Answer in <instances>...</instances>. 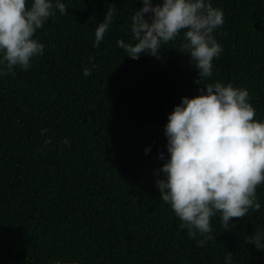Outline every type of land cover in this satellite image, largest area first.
Segmentation results:
<instances>
[{
    "label": "trees",
    "instance_id": "16d2710c",
    "mask_svg": "<svg viewBox=\"0 0 264 264\" xmlns=\"http://www.w3.org/2000/svg\"><path fill=\"white\" fill-rule=\"evenodd\" d=\"M64 2L67 11L36 33L43 55L0 77V264H225L226 252L232 264H264V251L246 242L264 231V185L259 211L228 229L218 213L203 247L156 186L164 125L181 97L231 83L248 89L254 119L264 118V0H212L224 12L214 32L222 52L201 84L183 32L159 59L125 56L117 42L132 40L142 0ZM111 5L113 22L94 47Z\"/></svg>",
    "mask_w": 264,
    "mask_h": 264
},
{
    "label": "clouds",
    "instance_id": "9594fccd",
    "mask_svg": "<svg viewBox=\"0 0 264 264\" xmlns=\"http://www.w3.org/2000/svg\"><path fill=\"white\" fill-rule=\"evenodd\" d=\"M57 10L67 11L64 0H0V77L16 67L27 71L43 55L45 45L36 33ZM114 11V6L108 7L98 23L94 47L104 39ZM223 24V9L214 7L212 0H142L131 16L132 40L117 43L132 59L142 55L159 59L163 46L183 32V48L198 71L196 83L201 84L213 76V61L222 52L214 32ZM83 74L90 75L91 68ZM205 86L199 95L181 97L168 114L167 156L159 153L164 163L156 181L160 198L181 220L179 227L190 237H203L197 242L200 247L212 238L211 220L218 213L228 229L232 218L259 211L256 190L264 185V118L254 119L248 89L220 81ZM62 143L70 145L68 139ZM149 150L145 148L146 153ZM246 242L264 251V231L257 230ZM225 264H232L231 252H226Z\"/></svg>",
    "mask_w": 264,
    "mask_h": 264
}]
</instances>
